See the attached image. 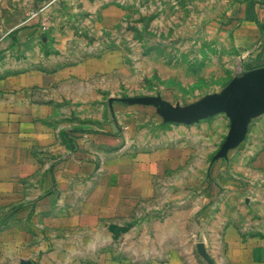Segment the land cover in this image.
<instances>
[{"label": "crops", "instance_id": "1", "mask_svg": "<svg viewBox=\"0 0 264 264\" xmlns=\"http://www.w3.org/2000/svg\"><path fill=\"white\" fill-rule=\"evenodd\" d=\"M251 18L247 28L255 30ZM90 60L53 72L27 61L0 75V264H210L198 241L215 264H264V112L226 155L239 163L219 164L207 201L193 198L187 213L177 205L163 222L165 202L179 201L163 195L165 177L179 174L183 155L146 126L119 130L113 105L151 107L159 125L177 131L186 123L165 119L155 104L103 99L101 86L110 85L88 82L98 71ZM190 233L199 238L190 242Z\"/></svg>", "mask_w": 264, "mask_h": 264}, {"label": "rangeland", "instance_id": "2", "mask_svg": "<svg viewBox=\"0 0 264 264\" xmlns=\"http://www.w3.org/2000/svg\"><path fill=\"white\" fill-rule=\"evenodd\" d=\"M254 14L264 23V0H0V75L27 67V61L53 72L90 57L89 67L98 71L88 82L110 85L109 90L101 86L103 99L107 94H159L189 107L220 92L249 66L264 64V26L252 30L246 23ZM113 106L119 130L146 126L183 155L179 174L165 177L163 195L178 194L179 201L165 202L158 213L163 222L177 205L187 213L193 198L199 205L207 201V187L218 180L220 163L230 169L239 163L237 154L215 157L230 126L224 112L181 124L177 131L159 125L151 107L128 110L121 101ZM132 113L138 121H131ZM212 162L216 170L209 176L204 167ZM193 175L194 184L188 181ZM175 176L185 184H172ZM212 186L217 195L223 193L216 181ZM182 222L181 230H189ZM197 238L181 234L179 242Z\"/></svg>", "mask_w": 264, "mask_h": 264}, {"label": "water", "instance_id": "3", "mask_svg": "<svg viewBox=\"0 0 264 264\" xmlns=\"http://www.w3.org/2000/svg\"><path fill=\"white\" fill-rule=\"evenodd\" d=\"M117 98L127 102L155 104L165 119L186 124L225 112L230 119V126L215 157L226 156L229 149L238 145L245 137L251 118L264 112V65L247 69L232 77L220 92L209 93L189 107H182L159 94ZM197 249L210 264H215L203 241L197 242ZM20 264L33 262L23 259Z\"/></svg>", "mask_w": 264, "mask_h": 264}, {"label": "trees", "instance_id": "4", "mask_svg": "<svg viewBox=\"0 0 264 264\" xmlns=\"http://www.w3.org/2000/svg\"><path fill=\"white\" fill-rule=\"evenodd\" d=\"M251 19H254L259 27L264 26V23H262L255 14H254V16ZM262 65H264V64H257L255 66H249L247 69H251V68L262 66Z\"/></svg>", "mask_w": 264, "mask_h": 264}]
</instances>
